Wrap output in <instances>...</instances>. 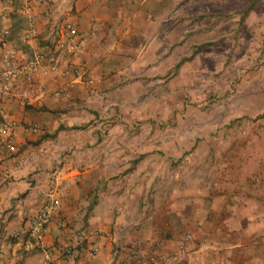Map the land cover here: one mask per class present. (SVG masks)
Here are the masks:
<instances>
[{"label":"crops","instance_id":"obj_1","mask_svg":"<svg viewBox=\"0 0 264 264\" xmlns=\"http://www.w3.org/2000/svg\"><path fill=\"white\" fill-rule=\"evenodd\" d=\"M32 2L29 13L25 0H0V63L3 50L24 61L51 45L55 25L73 24L88 38L57 71L0 94V138L16 148L0 144V264H151L160 255L161 264H263V249L250 242L256 229L231 205L253 195H218V181L208 192L192 174L202 164L174 145L178 130L141 129L158 117L150 92L174 41L172 18L147 0ZM32 22L41 34L27 42ZM169 135L170 145L143 142ZM54 188L60 205L43 244L16 237ZM67 246L78 253L65 258Z\"/></svg>","mask_w":264,"mask_h":264},{"label":"rangeland","instance_id":"obj_2","mask_svg":"<svg viewBox=\"0 0 264 264\" xmlns=\"http://www.w3.org/2000/svg\"><path fill=\"white\" fill-rule=\"evenodd\" d=\"M147 1L172 18L174 41L150 92L158 117L141 129L181 135L143 142L188 148L191 162L202 164L192 174L208 192L218 181V195H253L231 203L232 211L249 218L256 229L250 242L264 253V0Z\"/></svg>","mask_w":264,"mask_h":264},{"label":"built area","instance_id":"obj_3","mask_svg":"<svg viewBox=\"0 0 264 264\" xmlns=\"http://www.w3.org/2000/svg\"><path fill=\"white\" fill-rule=\"evenodd\" d=\"M42 1V0H38ZM32 0H25V11L32 12L34 7ZM41 31L31 23L28 28L23 31L22 37L25 41H33L40 37ZM53 37L51 38V45L38 47L34 50L31 58L24 61L20 60L16 51L3 50L0 63V94H13L14 89L20 84L34 83L39 76L48 75L59 69V65L63 55L67 51L77 50L82 43L87 41L88 36L80 33L77 26L73 24L55 25L52 29ZM20 99L22 104H26L30 98V88H23L20 92ZM9 126L13 122L7 123ZM5 143L10 150H15V145L11 138H0V144ZM58 188H54L50 195L51 200L39 211V213L30 220V226L22 228L15 233L16 237L30 236L35 238L40 244H43L48 225L51 220L52 211L60 205V197L56 195ZM180 250H184V245L180 246ZM182 252V251H181ZM78 250L73 246H67L62 250L65 258L74 256ZM181 254H176L174 258H181ZM167 258L166 255H160L152 258L151 264H161ZM44 264H53L49 261ZM87 264H94L90 261ZM122 264H127L123 262Z\"/></svg>","mask_w":264,"mask_h":264},{"label":"trees","instance_id":"obj_4","mask_svg":"<svg viewBox=\"0 0 264 264\" xmlns=\"http://www.w3.org/2000/svg\"><path fill=\"white\" fill-rule=\"evenodd\" d=\"M63 127V126H62ZM74 128H78V127H74Z\"/></svg>","mask_w":264,"mask_h":264}]
</instances>
